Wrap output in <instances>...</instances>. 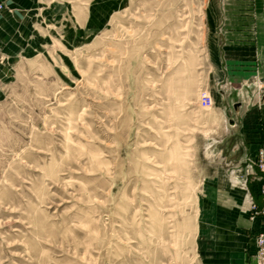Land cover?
<instances>
[{"label": "rangeland", "instance_id": "374dc122", "mask_svg": "<svg viewBox=\"0 0 264 264\" xmlns=\"http://www.w3.org/2000/svg\"><path fill=\"white\" fill-rule=\"evenodd\" d=\"M204 7L6 8L21 24L0 43V264H197L201 185L230 163L236 117L201 106L221 98Z\"/></svg>", "mask_w": 264, "mask_h": 264}, {"label": "crops", "instance_id": "0c3cea01", "mask_svg": "<svg viewBox=\"0 0 264 264\" xmlns=\"http://www.w3.org/2000/svg\"><path fill=\"white\" fill-rule=\"evenodd\" d=\"M23 2L5 0L9 8L0 12L1 44L21 24L6 18V12H20ZM203 26L210 79L221 87L212 112L227 117L233 107L236 117L231 120L238 127L233 129L230 163L201 185L197 264H256L255 234L261 225L252 219L250 204L254 199L264 207V195H258L264 180L256 165L264 146V0H205Z\"/></svg>", "mask_w": 264, "mask_h": 264}, {"label": "built area", "instance_id": "2783aa9c", "mask_svg": "<svg viewBox=\"0 0 264 264\" xmlns=\"http://www.w3.org/2000/svg\"><path fill=\"white\" fill-rule=\"evenodd\" d=\"M4 9L3 3L0 2V12ZM201 106L204 109H210L213 107L212 97L204 93L201 98ZM257 166L259 170L264 173V147L260 148L257 157ZM264 180V179H263ZM258 193L264 195V184L259 189ZM251 217L252 219H259L261 228L255 234V259L256 264H264V208H260L255 202H252L251 206Z\"/></svg>", "mask_w": 264, "mask_h": 264}, {"label": "water", "instance_id": "95a60500", "mask_svg": "<svg viewBox=\"0 0 264 264\" xmlns=\"http://www.w3.org/2000/svg\"><path fill=\"white\" fill-rule=\"evenodd\" d=\"M262 102L264 103V96H263ZM229 125L233 129H236L238 127V125L233 120H230Z\"/></svg>", "mask_w": 264, "mask_h": 264}]
</instances>
